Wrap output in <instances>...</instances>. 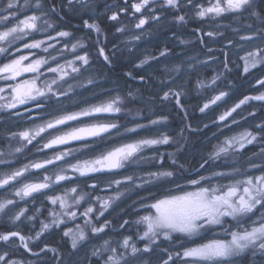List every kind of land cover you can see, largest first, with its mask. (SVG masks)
<instances>
[{
  "label": "rangeland",
  "instance_id": "obj_1",
  "mask_svg": "<svg viewBox=\"0 0 264 264\" xmlns=\"http://www.w3.org/2000/svg\"><path fill=\"white\" fill-rule=\"evenodd\" d=\"M112 0H96L93 5L94 11L89 9L87 12H78L74 16L69 17L71 20L67 21L70 28L66 29L64 24H60L58 19L55 21L54 13L47 7V4L42 5V10L37 9L35 0H14L15 7L9 9L7 7V0H0L2 10H0V32L9 30L15 27L19 21L28 16L37 15L40 19L37 21L38 30L32 31L26 38L13 40L11 46L7 43L0 42V47H4L7 51L0 53V66L10 63L13 59L20 56H28L29 59L23 63L27 65L37 59L47 61L40 68V73H24L11 80L10 84H4L6 80L0 79V179L5 175L24 168L25 165H31L36 162H43L51 159L56 153L65 151L67 149H74L73 153L64 158V160L56 161L54 164H49L45 168L34 169L29 168L24 176L11 181L8 185L0 188V202L5 200H12L13 204L0 213V233H7L10 231H18L25 237H33L28 241V246L31 251L26 250L20 243L18 238H12L7 244L0 241V255L5 256V261H15L16 264H70L74 259L73 264H82L86 261L87 264H103L104 257L93 256V250L99 249L105 240L111 242V247H118L125 238H130V243H134L138 248L143 247L148 243L146 240H141L140 236L146 230V225L143 223H136L141 217L154 213L153 209L145 205L154 203L156 199H163L169 195H179L183 191H194L197 186H192L189 183L190 179H199L200 176L209 177L211 179L202 181V184L215 185L217 183L227 184L230 182L227 178L216 177L214 172H231L233 168H238L242 173L246 174H260V168H253L256 164L264 166V153H261V148L264 147V131L259 126H264V108L258 107L259 118L256 114L250 115V111L237 110L224 122H219L218 117L223 112L229 110L236 103L229 102L231 94V85L237 79L242 82L249 76L253 81H259L264 77V64H259L254 68H250L249 72H244V57L249 51H256L264 48V32L262 35L257 34L255 28L264 27V4L259 6L254 5L256 11L260 13V18L251 15V9H246L241 13H227L224 16L212 18L207 17L203 20L196 16L197 5L208 6V0H192L191 4L182 7L179 13L167 9H162L157 5H149V8H155V11H149L147 8L140 13H134L131 4L138 2V0H128L127 11H120L121 4H114L112 9H106L105 5H110ZM202 1V2H200ZM124 2V0H123ZM214 2V0H213ZM113 3V2H112ZM115 6V7H114ZM112 5L110 6V8ZM117 7H120L117 9ZM76 11L75 9H71ZM115 12L118 15L116 21H112L109 17ZM44 13H47L45 15ZM177 15H185L187 21L186 25L177 23L174 19ZM153 16H160V20L153 19ZM7 17V19H5ZM59 20L64 23L58 15ZM91 17V18H90ZM236 17L239 22L240 37L231 51L234 60L229 61L231 56L228 54V69H225L223 60L214 63L218 60L216 57L220 54L221 48L209 49L202 48L198 42H192L182 38V35L188 36L191 32L207 33L214 32L218 35H224V32H229L231 26L226 22V27L222 25V19H230ZM145 18L147 23L142 28H137L136 24L139 19ZM244 20H243V19ZM87 19L89 23H96L102 29V34L97 36V33L86 29L83 21ZM246 19V20H245ZM47 21V23H45ZM52 25L49 27L48 25ZM61 27V28H59ZM58 28L59 30L55 29ZM122 28L123 31H117ZM60 31H68L71 33L69 37H60ZM80 32L81 38L76 35ZM16 35H21L17 33ZM254 35V36H253ZM242 36H252L251 40H242ZM194 38V37H193ZM209 36H206L207 41ZM223 38V36H222ZM9 39H12L11 37ZM77 39H81L85 47H77L75 51L72 50V45L77 43ZM99 40V45L97 44ZM195 40H197L195 38ZM34 41H43L40 48L28 49L24 48L25 43H32ZM188 41V42H187ZM200 42V41H199ZM155 44L161 46L156 50H150V47ZM103 47L105 54L112 60V66L105 64L103 57L99 56L98 48ZM19 49V50H18ZM47 49V51H45ZM231 49V48H230ZM161 51H165L166 55L161 56ZM225 53V52H224ZM87 54L89 57V65L82 66L80 61H76L77 55ZM126 54V67L131 63L127 70L131 71L133 66L140 64V61L148 57V63L143 65L138 70L140 72L146 71L149 73L153 69H159L164 73L165 81L163 83L164 92L171 89L173 92H180V105L176 103V97L172 96L168 101H171L181 111L183 107L182 118L186 117L188 126H190L191 136L189 137V144L191 149L182 153L184 149V141L182 139V130L180 125L176 127L174 135L169 138L168 144H159L150 148H145L140 154L142 159L136 162H128L125 167L114 172L94 173L87 177H79L78 174L72 173L68 169L69 164H74L78 160H92L105 153L113 147L119 146L123 143L134 142L139 139H159L162 136H168L167 130L171 131V126H166V123L171 120L166 115L151 116V110L142 115L141 108L138 107L139 100L138 91L130 92L121 91L118 86L113 85L118 76L110 74L118 68L120 56ZM209 55V57H207ZM156 57V59H152ZM213 57V58H212ZM137 59V61H136ZM69 61H75L76 66L80 68L79 73H73L68 67ZM233 64V65H232ZM64 65L68 76L65 80H58L56 73L48 71L49 66L57 67ZM114 69V70H113ZM178 69V70H177ZM109 71V72H108ZM125 74V72H123ZM37 86L44 88L45 83H51L53 78L58 80L53 88L60 92L68 91L67 95H59V98L52 97L48 100H43L44 108L40 111H34L27 115H16L15 112L39 103L32 101L27 105H19L15 109L3 107L11 102L12 88L25 80H32L37 77ZM216 77V83L212 80ZM128 80L134 81L133 78L127 77ZM92 82L89 83L88 81ZM204 86H199L200 84ZM69 85L72 88L69 90ZM110 85V86H109ZM220 91L229 93L222 101L211 105L205 112H201L200 108L210 101L212 97L218 95ZM264 93V86L256 95ZM255 95V96H256ZM120 97L122 103L120 113H101L93 117H86L80 121H72L67 125L60 126L59 129H49L36 137L35 140L29 144L27 141L21 139L18 133L35 129L43 125L46 121L52 120L60 115L78 112L83 108L92 105H98L107 102L115 97ZM166 104L167 100H163ZM264 103V101H259ZM199 105V108H195ZM159 107L163 105L160 103ZM263 112V113H262ZM185 113L187 115H185ZM33 114H38L40 117L33 120ZM216 114L215 119H208L210 116ZM209 117H204L208 116ZM166 117L164 120L162 118ZM255 117V118H254ZM233 118L237 121L232 123ZM145 119V121H144ZM208 119V121H207ZM159 120L160 123L152 124L151 121ZM211 120V121H210ZM258 120L254 126L251 122ZM95 122H114L118 125V129H113L111 133L105 134L104 137L92 138L87 141H76L68 145H61L54 148H44L43 145L48 140L58 134L59 130L67 131L71 127L82 126L84 123ZM142 125L143 127H138ZM136 128L135 132H128L126 129ZM248 131L257 136V141L251 145H246L244 149L238 152H230L227 156H222L217 160H208L211 153L214 152L216 145L221 144L225 138L238 136L241 133ZM149 133V135L140 136V133ZM17 135H13V134ZM198 137V139H194ZM187 138L185 143H187ZM87 144L88 147H84ZM197 145L198 149L194 150ZM171 146L172 152H177L180 148L178 158L187 159L192 154H204L200 156L203 160H208L206 167L197 177H183L180 173L172 177H162L156 179L150 177L149 173L160 171H171L168 166L162 162L167 161L173 165L171 152L167 151V147ZM178 146L177 148H174ZM21 151L17 152L16 149ZM168 156H167V154ZM211 161V162H210ZM66 170L67 175H74L75 179L69 181H62L59 185H52L49 189L44 190V193H34L32 197L21 199L14 195L26 182H42L45 175H54L60 172L61 169ZM126 176H132L133 181L121 184L119 187L110 183L113 180H124ZM151 183H144L145 181ZM95 184L93 188L91 185ZM136 185H143L136 187ZM163 191L160 193L152 192L154 186H160ZM180 185V187H177ZM72 187L77 188V193L84 194V199L79 204L74 202V197L71 193L68 196V204L70 207L62 209L57 203L53 205L49 197L63 196L65 189ZM117 192L124 194L120 199L111 203V206L101 216L99 215L102 199L110 198L116 195ZM99 198V199H98ZM91 206L94 211L88 215H84L86 208ZM20 211H24V215L20 220L14 221L13 217ZM53 211L58 214V219L63 222L59 226L53 225L51 229L45 231L44 234L37 240L35 235L40 232L42 224H50L53 220ZM69 213L64 215L63 213ZM72 212L76 213L75 218L70 215ZM228 223L223 226H213L209 230H200L197 234L188 237L179 233H173L171 240H164L160 237L157 245H153L156 249L154 253L143 254L142 264H163L167 259L168 252H183L186 247H197L201 244H206L215 239L230 240L231 237L225 234L224 229L235 231V221L230 218H225ZM253 220H259V209L252 215L251 219L244 218L241 221V227H250ZM90 221V223H86ZM124 221H128L127 224ZM106 224L104 232L94 234L92 226L101 227ZM59 234V240L67 241V247L62 245V249L54 248L56 253L51 251H42L44 248L43 242L46 234L51 232ZM70 232V236L79 230H83L86 239L80 241L76 249L71 246L70 236H65L66 231ZM69 245V248H68ZM166 245L165 248H160ZM42 247V249H40ZM167 249L168 251H163ZM118 251H123L119 249ZM248 259V264H264V253L257 251L253 254L251 251L245 253L242 257L236 258L237 264H242L244 258ZM176 264H184L183 260L174 258ZM5 261H0V264H5ZM171 264V262H170Z\"/></svg>",
  "mask_w": 264,
  "mask_h": 264
},
{
  "label": "snow or ice",
  "instance_id": "obj_2",
  "mask_svg": "<svg viewBox=\"0 0 264 264\" xmlns=\"http://www.w3.org/2000/svg\"><path fill=\"white\" fill-rule=\"evenodd\" d=\"M96 0H67V5H61L63 7H69L75 9L78 12H87L89 9L94 11L93 5ZM125 7L121 8L120 11H127L128 0H124ZM192 0H138L131 4V8L134 13H140L144 9L154 12L155 8H149V5H157L162 9H167L179 13L182 7H186L191 4ZM264 4V0H208V6L197 5L196 16L201 20L212 17L217 18L224 16L227 13H241L246 9H251V15L260 18V13L256 11L254 5L259 6ZM37 9L42 10V0H35V5ZM7 7L9 9L15 7L14 0H10ZM109 5H105V8H109ZM51 12L59 15L56 6L51 7ZM47 15V13H44ZM91 18V17H90ZM7 19V17H5ZM40 19L37 15L28 16L25 19L19 21V23L10 28L7 31L0 32V42L7 43L11 46L13 40H18L26 38L31 34L32 31L38 30L37 21ZM110 20L116 21L118 15L113 12L109 17ZM153 19L160 20V16H153ZM177 23L186 24L185 15H177L174 17ZM264 22V21H262ZM47 23V21H45ZM147 23L145 18L139 19L136 24L137 28H142L143 25ZM84 27L90 29L91 31L97 33V36L102 34V29L96 23H89L87 19L83 21ZM52 27V25H48ZM117 31H123L122 28H118ZM258 32H264V28L258 29ZM17 33L21 35H16ZM60 37H69L71 33L68 31H60L58 33ZM206 35L214 36L213 32H207ZM12 39H9V38ZM242 40H251L252 36H242ZM43 41H34L32 43H25L24 48L35 49L40 48ZM99 45V40H97ZM77 47H85L81 39H77V43L72 45V50L75 51ZM19 50V49H18ZM7 51L6 48L0 47V53ZM47 51V49H45ZM211 51V49H209ZM98 53L106 65L112 66V60L108 55L105 54V49L103 47L98 48ZM161 56H165L166 52L161 51ZM225 60L224 66L226 70L228 69V54L224 53ZM28 56H20L17 59H13L10 63L4 64L0 67V79L4 80H15L17 77L24 73H40V68L47 63L43 59H37L31 63L25 65L23 62L28 60ZM148 57L140 61V64L136 67L142 68L143 65L148 63ZM156 59V57H152ZM244 72H249L250 68H254L259 64H264V48H260L256 51H249L244 57ZM76 61H80L82 66L89 65V57L87 54L77 55ZM68 67L71 68L73 73H79L80 68L76 66L75 61H69ZM178 70V69H177ZM49 72L56 73L58 80L63 81L68 76V72L64 65H58L57 67L48 68ZM125 75L135 78L132 76L131 72L125 73ZM38 76L32 80H25L18 83L12 88V99L11 102L3 105V107L15 109L19 105H27L32 101H38L37 107H43V100L51 99L52 97L59 98V95H67L68 91L60 92L58 95L57 90L53 88V85L58 83L56 78H53L51 83H45V87L41 88L37 86ZM143 80L144 77L141 76ZM216 77L212 80L215 84ZM89 83L92 81L89 80ZM260 84L264 85V80L259 81ZM199 86H204L202 83ZM72 85H69V90ZM4 89H0L3 92ZM132 93H130L131 95ZM180 92H173L171 89L165 92L162 99L169 100L172 96L176 97L177 105H180ZM229 95L226 91H220L218 95H215L210 99L209 102L205 103L203 107L200 108L201 112H205L211 105L216 104L218 101L224 100L225 97ZM4 97H0L3 99ZM251 100L264 101V93L256 96H245L243 99L239 100L233 107L229 110L223 112L219 115V122L226 121L233 113L240 109L242 105L247 104ZM122 103L120 97L112 98L111 100L98 104L92 105L87 108H83L78 112H71L55 117L52 120L46 121L43 125L36 127L35 129L26 130L18 133L21 139L27 141L29 144L32 143L36 137L40 136L42 133L49 129H59L62 125H67L72 121H80L86 117H93L97 114L107 113H120ZM181 111L183 107L181 106ZM19 115V113H17ZM185 115H187L185 113ZM253 115V113H250ZM166 120L167 118H162ZM159 120L151 121L152 124L160 123ZM237 121L233 118L232 123ZM138 127H143L138 125ZM190 127V126H189ZM264 131V126H259ZM113 129H118V125L114 122H95V123H84L82 126L71 127L67 131L59 130L58 134L52 136L47 143L43 145L44 148H54L61 145H68L76 141H87L92 138L104 137L105 134H109ZM128 132L137 131L136 128L126 129ZM17 135V134H13ZM168 136H162L159 139H139L130 143H123L119 146L113 147L105 153H101L95 159L77 161L74 164H69L68 169L72 173H76L79 177H87L94 173L103 172H114L116 170L125 167L128 162H136L138 159H142L139 154L145 149L150 148L159 144H168ZM257 141V136L252 132L245 131L238 136H232L230 138H225L224 141L214 146L215 150L208 157V160H217L222 156H227L230 152H238L245 148L246 145H251ZM84 147H88L87 144ZM17 152L21 151L20 148L16 149ZM74 149H67L65 151H60L55 154L51 159L43 162H36L31 165H25L24 168L19 169L10 175H5L3 179H0V188L8 185L11 181L16 180L19 177L24 176V173L29 168L41 169L45 168L49 164H54L56 161L64 160L65 157L71 155ZM261 153H264V147L261 148ZM200 165L201 168L204 167L205 163ZM175 164L176 161L173 160ZM182 167V166H181ZM253 168H260V174H246L242 173L240 169L233 168L231 172H214L213 175L216 177L227 178L230 180L229 183H217L215 185L208 184L205 186L202 181L209 180L211 178L200 176L199 179H190L189 183L192 186L199 187L194 191H183L179 195H169L163 199H156L154 203L145 205L146 207L153 209L154 213L150 215H145L141 217L136 223H143L146 225V230L140 236L141 240H146L148 243L143 247V249L138 248L134 243H130V238H125L118 247H111V242L105 240L103 245L99 249H94L92 255L104 258L103 264H142L143 254L154 253L156 251L153 245L157 244L160 237L164 240H171L173 233H179L184 236L191 237L197 234L200 230H209L213 226H223L228 223L225 218H230L235 221L236 230L232 231L225 228V234L230 236V240L215 239L209 243L201 244L197 247H186L181 253L168 252V257L163 261V264H176L174 258H178L184 261V264H237L236 258L242 257L245 253L251 251L255 254L257 251L264 253V166H259L256 164L252 165ZM174 173L172 171H160L149 173L150 177H155L160 179L162 177H172ZM73 177L66 174L65 169H61L60 172L54 175H45L42 182H26L18 190L14 192V195L20 197L21 199L32 197L34 193H44V190L49 189L52 185H59L62 181L72 180ZM133 181L132 176H126L124 180H113L110 183L116 184L118 187L121 184ZM144 183H151V181H145ZM143 185H136V187H142ZM91 187L95 188L96 185L93 184ZM180 187V185H177ZM65 194L63 196H52L49 197L50 202L53 205L59 203L62 209L70 207L68 204V196L71 193L74 197V202L79 204L81 200L84 199V194L77 193V188L72 187L70 189L64 190ZM123 192H117L115 196L102 199L100 208L101 211L99 215H103L105 211L111 206V203L115 200L120 199ZM99 199V198H98ZM13 204L12 200H5L0 202V213H4L10 205ZM259 209V220H253L250 227H241V221L244 218L251 219L252 215L256 213ZM94 209L89 206L86 208L84 215L92 213ZM64 215H69L65 212ZM24 215V211L18 212L14 217V221L20 220L21 216ZM72 218H75L76 213L72 212L70 214ZM62 220L58 219V214L53 211V220L50 224L43 223L40 232H37L35 239H39L45 231L51 229L53 225L59 226ZM90 223V221H86ZM125 224L128 221H124ZM106 224L101 227L92 226V232L94 234L104 232ZM70 232L66 231L65 236H70ZM12 238H18L21 245L26 249L31 251L28 246V241L32 240L33 237H25L21 235L18 231H10L7 233H0V241L8 243ZM71 246L73 249L77 248L80 241L86 239V235L83 230H79L76 233L71 234ZM123 249V251H118ZM51 251L56 253L57 250L54 248L42 249V251ZM163 251H168L163 249ZM0 261H5V256L0 255ZM5 264H16L15 261H5Z\"/></svg>",
  "mask_w": 264,
  "mask_h": 264
},
{
  "label": "trees",
  "instance_id": "obj_3",
  "mask_svg": "<svg viewBox=\"0 0 264 264\" xmlns=\"http://www.w3.org/2000/svg\"><path fill=\"white\" fill-rule=\"evenodd\" d=\"M8 2L10 0H7ZM113 2V3H112ZM202 2V1H200ZM47 4V7L51 10V7L53 5L56 6L57 12L59 13V16L61 17V19L64 21V23L62 21L59 20L58 15L54 14L53 17L55 19V21H59L60 24H64V26H66L67 28H70L69 23L67 21H70L71 19L69 17L74 16L77 14V11H73L71 10L72 8L69 7H63L61 8V5H67V0H42V5L43 4ZM109 6L112 5V7L108 8V9H112L114 4H121V7L124 8L125 7V3L123 2V0H112L109 1ZM115 7V6H114ZM120 7H117V9H119ZM0 10H2L1 7V2H0ZM120 10V9H119ZM243 19V18H242ZM230 20V19H229ZM244 20V19H243ZM246 20V19H245ZM233 24H231V29L229 32H224V35H218L215 34V30H214V36H209V40L207 41L206 39V33H196V32H191L190 34H188V36H184L182 35V38H184L185 40H188V38L191 37V39H189V41L192 42H198V45H202V48H206V49H216V48H221L220 49V54L217 55L216 57H218V60H214L213 62L216 63L219 60H223L222 58L224 57V52H227L231 58L229 59V61H233L234 57L231 55V51L232 48L239 43L240 41V37L238 38L237 36L240 35V27H239V20L236 17H232L230 20ZM186 24H183V26ZM222 25L224 26V28L226 27L224 25V23H222ZM61 28V27H59ZM264 27H258L255 28L256 30L261 29ZM57 30H59L58 28H55ZM258 35H262V32H258ZM76 35L79 36V38H81V34L80 32H76ZM223 36V38H222ZM254 36V35H253ZM194 37V38H193ZM195 38L197 40H195ZM200 41V42H199ZM188 42V41H187ZM161 46V44L159 45H155L153 44L150 47V50H156L157 48H159ZM231 48V49H230ZM128 56L126 54L122 55V57L120 56V61L118 62V65L122 63V65L118 66L117 69H113L114 71H111L110 74L113 75V77L115 75H120L123 74V76H118L116 82L113 85L118 86V88L121 89V91H123V93L125 92H135L138 91L139 93H137L139 95V100L137 101V105L138 107L141 108L142 115H145L147 113V111L151 110L150 115L151 116H158V115H166L171 122L166 123V126L169 127V125L171 126V131L167 130V135L168 137H170L171 135H174V132L177 125L181 127L182 130V139L179 137L180 140L183 141V138L186 141L187 138V143H185L184 141V149L182 151V153L186 152V150L188 151L189 149H191L190 146H187L190 142L189 137L191 136V131L190 128L188 126V122L186 121V117L182 118V111H180L173 102L171 101H166V104L163 103V101H161L162 98V92L161 89H163V83L165 81V77H164V73L159 70V69H153L152 71H150L149 73H147L146 71H142L140 72L138 70V68L136 66H133L131 71L127 70V67L129 68L131 63L128 64V66L126 67V63L125 62V58H127ZM207 57H209V55H207ZM213 58V57H212ZM137 61V59H136ZM224 62V60H223ZM233 65V64H232ZM1 67V66H0ZM109 72V71H108ZM123 72L128 73L131 72L132 76L135 77L132 81L128 80L127 75H125ZM141 76L144 77V79H141ZM12 81L11 80H6V82L4 84H10ZM249 83H244V87L245 85H247L246 91H248L247 94H243L241 92H239L238 90H234L235 87H231V94L229 96V102L230 103H238L239 100L243 99L245 96H254L258 93V86L256 85V81H248ZM235 83V82H234ZM243 84V82H242ZM110 86V85H109ZM263 87V86H262ZM261 87V89H262ZM260 90V88H259ZM162 104L163 107L160 108L159 104ZM166 108L168 111H164L163 108ZM258 107H262L264 108V103H261L257 100H251L249 101L247 104L242 105V107L238 110L241 111H250L251 113H254L258 116L259 118V114H258ZM263 113V112H262ZM174 115L177 117L176 122L177 124L175 125V119H174ZM208 116H204V117H209ZM216 114L210 116L208 119H215ZM255 118V117H254ZM207 119V121H208ZM145 121V119H144ZM211 121V120H210ZM254 126L258 123V120H253L251 122ZM149 135V133H140V136H145V135ZM178 146H175L174 148H177ZM198 146L195 145L194 146V150H197ZM167 151L171 152V158L173 160L176 161V163L173 165L169 164L167 161H162L165 166H168V168L174 173V176L177 175V173H180L183 177H197L206 167V163L204 164V167L201 168L200 165L202 163H204L205 160H203L200 156H202L204 154V152L202 154H192L189 155L187 159H183L182 156L181 158H178L179 153H180V148L178 149L177 152H172V148L171 146L167 147ZM167 154V153H166ZM181 154V153H180ZM168 156V154H167ZM211 162V161H210ZM182 166V167H181ZM160 186H154L155 189H152V192H156L159 193L160 192ZM185 189V188H183ZM182 189V190H183ZM163 191V189H161V192ZM160 192V193H161ZM164 192V191H163ZM57 233L55 232H49L46 234V238L44 239L43 245L44 248H58V249H62L64 247H67V241L64 239H60L59 240V234H58V229L56 230ZM62 245H64V247H62ZM166 245L161 246L160 248H165ZM42 249V247L40 248ZM74 260V259H73ZM86 261H83L82 264H85ZM242 264H248V259L245 257L244 259H242L241 261ZM70 264H73V262H70Z\"/></svg>",
  "mask_w": 264,
  "mask_h": 264
},
{
  "label": "bare ground",
  "instance_id": "obj_4",
  "mask_svg": "<svg viewBox=\"0 0 264 264\" xmlns=\"http://www.w3.org/2000/svg\"><path fill=\"white\" fill-rule=\"evenodd\" d=\"M222 23H224V25L226 26V23H225V21L226 22H229V25L231 26V24H233L229 19H222ZM246 81H244L243 82V84H242V81L240 80V79H237L236 81H235V83L233 82L232 83V85H231V87L233 86V87H235L234 88V90H238L239 92H241V93H243V94H247L248 93V91H246V88H247V85H245V87H244V83H249L248 81H251L252 79H250L249 78V76H247V78L245 79ZM259 88L260 87H258V92H260L259 91ZM161 92L163 93L164 92V89H161ZM195 108H199V105H197ZM163 110L165 111H168L165 107L163 108ZM174 121H175V125L177 124V122H176V119H177V117L174 115ZM194 139H198V137H194ZM68 248H69V245H68ZM72 262H74V260L72 259L71 260ZM75 263V262H74Z\"/></svg>",
  "mask_w": 264,
  "mask_h": 264
},
{
  "label": "water",
  "instance_id": "obj_5",
  "mask_svg": "<svg viewBox=\"0 0 264 264\" xmlns=\"http://www.w3.org/2000/svg\"><path fill=\"white\" fill-rule=\"evenodd\" d=\"M43 108H44V106L43 107H37L36 105H32L28 108H25V109H22L21 111H18L17 113H19V116H20V115H25V114L37 111V110H41ZM17 113H16V115H17ZM38 117H40V115H38V114L32 116V118H38Z\"/></svg>",
  "mask_w": 264,
  "mask_h": 264
}]
</instances>
